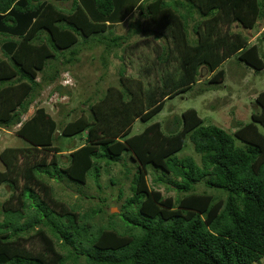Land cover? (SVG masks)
Here are the masks:
<instances>
[{
	"label": "trees",
	"instance_id": "1",
	"mask_svg": "<svg viewBox=\"0 0 264 264\" xmlns=\"http://www.w3.org/2000/svg\"><path fill=\"white\" fill-rule=\"evenodd\" d=\"M257 21L264 24V0H0V127L18 125L15 134L28 142L0 150V185L8 191L0 201V264L259 261L264 90L254 97L250 120L236 121L232 132L205 124L191 107L130 135L136 120H150L168 98L199 83L202 68L203 85L212 87L224 81L220 66L230 57L263 70L262 50L243 32ZM120 28L124 33H116ZM94 46H102L104 67L109 55L119 53V86L87 99L88 109L60 127L42 106L22 119L43 81H53L80 60L81 50ZM48 66L53 70L45 74ZM82 132L84 142L67 153L55 144L61 135ZM187 139L198 162L177 156ZM124 153L137 163L129 194L122 180L110 181L120 182L114 199L127 231L110 220L92 233L81 207L57 198L48 178L98 183L100 161L108 166ZM148 173L151 183L175 195L150 187Z\"/></svg>",
	"mask_w": 264,
	"mask_h": 264
},
{
	"label": "rangeland",
	"instance_id": "2",
	"mask_svg": "<svg viewBox=\"0 0 264 264\" xmlns=\"http://www.w3.org/2000/svg\"><path fill=\"white\" fill-rule=\"evenodd\" d=\"M136 14L135 11L127 18L124 28L129 26V22L133 20ZM124 28H120L116 33H124ZM189 28H191V24ZM237 28L235 26V29ZM243 32L248 36L250 43L259 45L264 54V24L257 21L253 29H243ZM140 37L141 35H139ZM101 47L94 46L90 50H81L80 60L62 68L57 77L53 81L48 82V84L43 81L38 96L30 104L27 112L22 115V119L33 113L36 107L42 106L58 122L60 127L65 121L78 117L82 109L83 111L87 110L89 100L93 102L101 97L107 86L112 84L119 86L118 83L114 84L118 80V66L121 64V61L116 57V54L119 53L116 52L109 55L107 65L104 67L99 58L102 52ZM220 67L226 72L222 83L214 87L203 85L206 82V78H204L206 73L202 68L201 72L204 74L200 76L199 83H195L188 90L168 98L162 110L150 120L146 122L136 120L132 125L130 135L140 132L142 128L154 121L163 122L164 125L168 120L172 119L173 115H179L182 111L191 107L198 110L199 115L205 119V124L213 123L228 132L234 130L236 121H249L251 109L255 107L253 105L254 97L258 91L264 90V68L256 72L239 61L235 56L230 57ZM52 70L48 66L45 69V74ZM38 76L41 77L42 73H39ZM202 87L203 91H199ZM17 126L9 129L0 128V150L5 146L28 145L26 140L15 134ZM85 137V132L72 136L61 135L60 139L55 141V144L62 148V151H64L62 153H67L65 152L66 150L84 142ZM185 155L194 157L196 162L199 161V156L194 153L192 143L188 139L183 150L177 153L179 157ZM62 159L65 160V158ZM100 164L103 168L98 183L89 178L84 185L75 184V182L57 175L52 179L48 178V180L53 186L54 195L57 198L65 200L73 206L81 207L82 213H85L86 216L83 221L91 223L90 232L96 233L100 225L105 226L110 220L112 223L118 224L121 229L127 231L128 224L123 219V213L119 212L120 201L114 199L120 182L111 184L110 180L112 178L116 179V181L122 180V189L126 195L129 194L130 179L137 167V163L127 153H124L115 161L109 162L108 166L104 165L103 160L100 161ZM125 168H129V174L125 172L126 176L123 175ZM60 177L64 179H60ZM146 178L150 187L159 188L164 195H175L174 190L166 189L161 184L151 183V173H148ZM7 195L8 191L5 190L3 185H0V201ZM93 209H95L96 213ZM109 214L114 215L110 218ZM253 264H264V256Z\"/></svg>",
	"mask_w": 264,
	"mask_h": 264
},
{
	"label": "water",
	"instance_id": "3",
	"mask_svg": "<svg viewBox=\"0 0 264 264\" xmlns=\"http://www.w3.org/2000/svg\"><path fill=\"white\" fill-rule=\"evenodd\" d=\"M58 134H59V132H55V135H54V136H55V138L58 136Z\"/></svg>",
	"mask_w": 264,
	"mask_h": 264
},
{
	"label": "clouds",
	"instance_id": "4",
	"mask_svg": "<svg viewBox=\"0 0 264 264\" xmlns=\"http://www.w3.org/2000/svg\"><path fill=\"white\" fill-rule=\"evenodd\" d=\"M200 79H201V78H200ZM200 79H199V80H200ZM199 80H198V81H199ZM66 83H69V82H66ZM17 127H18V126H17ZM17 127H16V128H17ZM0 128H3V127H0ZM16 128H15V129H16ZM3 129H8V128H3Z\"/></svg>",
	"mask_w": 264,
	"mask_h": 264
},
{
	"label": "crops",
	"instance_id": "5",
	"mask_svg": "<svg viewBox=\"0 0 264 264\" xmlns=\"http://www.w3.org/2000/svg\"><path fill=\"white\" fill-rule=\"evenodd\" d=\"M65 6H67L66 3H65Z\"/></svg>",
	"mask_w": 264,
	"mask_h": 264
}]
</instances>
